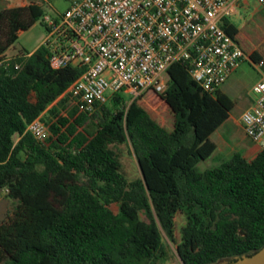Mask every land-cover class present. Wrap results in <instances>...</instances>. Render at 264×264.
I'll use <instances>...</instances> for the list:
<instances>
[{"label":"trees","instance_id":"trees-1","mask_svg":"<svg viewBox=\"0 0 264 264\" xmlns=\"http://www.w3.org/2000/svg\"><path fill=\"white\" fill-rule=\"evenodd\" d=\"M44 15L42 3L0 7V189L13 201L0 224V261L166 264L173 243L184 264H222L263 248L264 150L200 168L235 100L206 90L181 61L159 93L172 127L126 93L88 114L65 94L81 65L53 69L43 44L1 63ZM223 26L252 63L264 62V42L249 53L239 28L227 19ZM37 117L45 141L27 130ZM113 143L132 146L141 177L126 176Z\"/></svg>","mask_w":264,"mask_h":264},{"label":"built area","instance_id":"built-area-1","mask_svg":"<svg viewBox=\"0 0 264 264\" xmlns=\"http://www.w3.org/2000/svg\"><path fill=\"white\" fill-rule=\"evenodd\" d=\"M236 12L237 0H73L57 17L44 15L43 45L53 69L83 67L65 94L93 114L115 93L129 94L131 102L151 91L164 93L170 67L181 61L206 90L220 89L250 59L223 26ZM4 55L1 63L13 59ZM253 91L256 104L242 121L264 150V79ZM27 130L39 141L49 136L41 117Z\"/></svg>","mask_w":264,"mask_h":264},{"label":"crops","instance_id":"crops-1","mask_svg":"<svg viewBox=\"0 0 264 264\" xmlns=\"http://www.w3.org/2000/svg\"><path fill=\"white\" fill-rule=\"evenodd\" d=\"M225 19L239 28L240 33L238 36L248 49L249 53L264 42L263 1L237 0V12ZM37 48L38 46L35 47L30 54ZM247 61H251V58ZM243 64L234 71L227 82L221 87L222 91L229 94L235 100L236 105L232 110L230 117L212 135L218 148L212 157L201 162V164L205 163V165H207L203 170L222 164L237 152H242L247 157L253 158L263 150L257 142L247 136L242 116L246 110L252 108L256 104L257 95L254 93L253 88L259 81L264 79V73H262L261 78L250 87L248 93H243V91L246 90V86L244 85L245 79L242 76V71H240ZM240 89H242V94L235 97ZM237 98H239L240 101ZM236 109L237 112H235Z\"/></svg>","mask_w":264,"mask_h":264},{"label":"rangeland","instance_id":"rangeland-1","mask_svg":"<svg viewBox=\"0 0 264 264\" xmlns=\"http://www.w3.org/2000/svg\"><path fill=\"white\" fill-rule=\"evenodd\" d=\"M72 1L73 0H0V7L10 8L29 3H42L45 7L47 15L57 17L70 6ZM42 21L40 20L29 29L21 31L18 40L9 48L4 57L14 58L17 55L31 52L35 47L42 45L47 36V29ZM240 71H242V76L245 79L244 85L246 86V90L243 91V93H248L250 87L253 86L261 78L262 73H264L263 67L259 68L257 64H254L251 61H245ZM240 94H242V89H240L239 93L235 97H238ZM125 96L130 102L132 101V97L129 94H125ZM237 99L239 100V98ZM139 101L149 110L153 117L159 119L168 127H172L174 125L175 117L167 107L161 105L159 93H155L153 91L148 92L141 96ZM235 112H237V109ZM17 139L18 137H16V140ZM111 147L118 153L122 164V171L130 180H134L142 176L138 159L130 144L113 143ZM206 167L207 165H205V163L200 164L201 169ZM113 208L118 210L117 205H113ZM12 209L13 201L6 196L5 189H0V224L7 218V214L11 212ZM171 247L172 254L166 264H184L177 247L173 243H171ZM6 260V258L2 259L0 264H4Z\"/></svg>","mask_w":264,"mask_h":264},{"label":"water","instance_id":"water-1","mask_svg":"<svg viewBox=\"0 0 264 264\" xmlns=\"http://www.w3.org/2000/svg\"><path fill=\"white\" fill-rule=\"evenodd\" d=\"M222 264H264V247L253 254L226 259Z\"/></svg>","mask_w":264,"mask_h":264}]
</instances>
